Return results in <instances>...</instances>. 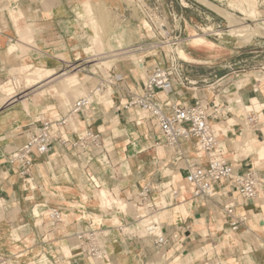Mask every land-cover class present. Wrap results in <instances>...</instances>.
<instances>
[{"label":"crops","instance_id":"1","mask_svg":"<svg viewBox=\"0 0 264 264\" xmlns=\"http://www.w3.org/2000/svg\"><path fill=\"white\" fill-rule=\"evenodd\" d=\"M164 1L146 0L152 6ZM176 1L189 7L181 11L185 28L192 27L193 20L207 18L205 11L210 9L197 0ZM210 1L219 6L222 0ZM234 4L245 12L252 10L249 0H234ZM257 9L261 18L262 10ZM143 23L149 26L125 0H0V255L7 256V264H264V78L237 71L231 76L227 66L218 62L199 66L192 51L191 62L183 60L184 82L159 91L158 98L203 104L210 124L219 132L224 159L237 173L256 171L258 194L244 199L222 181L214 185L213 196L204 199L192 197L186 185L179 186L181 201L156 211L159 220L164 219L158 222L167 241L162 247L150 235L147 240L130 239L109 224L108 217L116 215L120 224L135 230L136 212L127 210L122 215L103 210L97 195L103 186L118 200L133 201L148 184L153 189L150 203L160 205L155 188L160 189L172 172L177 171L183 181L188 165L206 164L205 158H196L195 138L181 140L178 148L158 143L155 120L135 108H124L129 91L141 92L146 74L162 57L142 65L117 61L109 72L110 84L94 94L90 91L100 83V76L93 80L73 76L84 89L81 94L61 89L58 73L67 62L92 52L100 36L114 46L122 38L118 51L132 50L134 43L149 36ZM123 29L129 31L122 36ZM29 65L52 74L28 91L22 88L19 97L16 91L7 95L3 86L15 84V71ZM72 78L64 81L66 87ZM53 86L58 95L50 93ZM85 95H91V104L61 132L71 142L90 129L99 134L97 147L83 152L56 141L47 154L34 152L29 177L7 163V155L25 143L27 128L64 114L69 100L68 107ZM247 116L255 121L248 123ZM68 157L75 164H69ZM229 205L233 216L242 219L234 230L224 210ZM52 208L63 215L54 226L47 215ZM94 215L105 234L100 238L105 256L99 260L80 254L74 237L91 222L96 226Z\"/></svg>","mask_w":264,"mask_h":264},{"label":"built area","instance_id":"2","mask_svg":"<svg viewBox=\"0 0 264 264\" xmlns=\"http://www.w3.org/2000/svg\"><path fill=\"white\" fill-rule=\"evenodd\" d=\"M142 1L137 0L144 8V12H141L152 31V40L136 43L132 48L136 52L151 51L153 55L159 54L162 60L158 61L146 74L141 92L129 91L130 96L124 104V108H135L144 112L148 119L155 120L158 128L156 136L158 143L163 142L168 146L178 148L181 140L196 139L198 145L196 158H205L206 164L195 163L185 168L186 174L183 181L192 197L211 198L214 194V185L224 181L244 199H254L258 194L257 185L259 182L256 171L250 168L244 173H237L233 165L224 159V151L218 144L219 132L210 124L206 107L199 102L188 105L159 100L157 95L159 91H169L175 82H184L183 67L177 55V49L186 39L177 35L175 29L171 28L165 19L158 16L156 5L152 9ZM83 59L81 60H86ZM77 68L84 69L85 67L81 63L73 64L72 69ZM110 70L107 71V77H104L98 70L93 73L94 76H100L101 81L90 91L91 94L103 90L105 84H110ZM90 96L75 100L64 114L51 120H39V126L31 125L27 128L25 143L10 153L7 163L10 166H15L21 176L29 177L34 152L40 155L47 154L56 141L63 145L70 144L80 151H89L97 147L99 134L90 129L85 130L81 136H77V139L71 142L61 132V129L72 118H75L78 113L91 104ZM253 121H255V117L247 116L248 123ZM178 153L179 156L182 155L180 151ZM164 183L168 184L164 185ZM164 183L160 189L155 188L159 195L160 205L150 203V194L153 190L150 185L146 184L140 188L133 200L134 208L136 207V220H141L144 216H153L157 210L171 205L172 201H181L179 198L181 195L172 180L169 179ZM165 191L170 193V203L162 200ZM224 210L232 219L231 228L236 229L242 219L233 216V205L225 206ZM120 213L124 214L123 211ZM47 215L51 226L63 221L62 211L58 208H52ZM95 225L93 226V222H91L87 229L76 232L74 237L80 246V254L93 260H99L105 256V248L100 241L101 236H105V234L102 233V223ZM123 226L125 225L120 224L117 227L121 231ZM144 229L148 235L154 237L156 246L162 247L166 244L164 234L158 232L157 221L145 225ZM7 260V256L0 255V264H7Z\"/></svg>","mask_w":264,"mask_h":264},{"label":"rangeland","instance_id":"3","mask_svg":"<svg viewBox=\"0 0 264 264\" xmlns=\"http://www.w3.org/2000/svg\"><path fill=\"white\" fill-rule=\"evenodd\" d=\"M125 1L127 2L128 6L130 7V10L133 9L134 11H137L142 16V19L143 18L145 19L144 14H142L144 12L143 11L144 8L142 7L141 3H138L137 0H133V1L132 0H125ZM228 1L229 0L219 1L221 3V5H219V6L221 8H223L224 10H226V11H228L234 15L237 14L238 16H240L242 18H245L246 15L252 16V18L256 16L257 12H256V9L254 7V4H255V1H257V0H249L251 3L252 10L250 12H246V13H244L240 8H238L234 4V0L229 3V6H228ZM258 1H259L258 2V8H260L262 10L261 17L264 18V0H258ZM142 2L145 3L146 0H143ZM145 5L148 6L149 8L153 9V6L150 5L148 2H146ZM157 7L158 8H157L156 12H157L158 16L161 19H165L166 23L171 28L175 29V33L177 35L181 36L183 39H186L185 42L180 46V48H181L180 52L184 51L187 55L191 56L190 51H192V53L197 58L196 60H199V62H201V63H199V66L200 65L204 66L203 65L204 62H218V63H221V65L227 66L226 67L227 73L231 74L234 71H237V72L245 74V75L250 74L256 78H261V77L264 78V37L261 36L260 34L250 31L249 34L244 35V36H232L227 31L228 30L227 26H230L228 21L225 18H222L221 16H219L218 14H216L210 10H209L210 12L207 10L205 11L207 18L193 20V22H192L193 26L185 28V24H184V20H183V16L181 14V11L182 10H188L185 8H189V7L180 3V1L178 3L176 0H168V2L166 0V1H164L163 5H161V6L157 5ZM141 11H143V12H141ZM175 11H179L180 14L175 12ZM87 13L89 15H90V13H92L90 8L89 9L87 8ZM229 18L230 17H228V19ZM93 25L94 24H92V26ZM143 26L147 30V32L149 33V36L147 35V37H146L147 40H143V41L152 40V31L150 29V26L146 27L144 25V23H143ZM236 27H238V26H236ZM95 30L98 31L97 26H96ZM128 31L129 30H127V29H123L122 33H121L122 36L125 33H127ZM193 31L200 34V35H204V38L207 39L210 44H207L205 46H200V47H191L189 44L191 42L190 34L193 33ZM147 32H146V34H147ZM213 33H216V34L213 35ZM99 40H100V44L93 45V48H92L93 51L92 52L89 51V52L83 53L84 57L82 56V59L85 58L86 59L85 61H83L84 59L83 60L78 59V60H74L72 62H67L66 66L58 73L59 75H62L59 79H57V80H59L58 81L59 84L63 83V85L62 84L60 85L61 89H65L67 91L72 90L73 92H76L77 90H79L80 93H78V94H81V93H83V91L80 89V86L76 85V86L66 87L64 84V81L66 79L68 80V79H70L76 75L82 77L85 80H93L94 77H96V76H94V75L91 76V75L93 73H96L97 70L100 73H102L104 75V77H107V74H108L107 71L109 69H111L117 61H121V60H131L132 63H136L138 61V64L141 65V62L143 64V62L146 60H148V61H152L153 59L158 60L161 57L159 54L153 55V53L151 51H145V52H138L137 51L136 52V51H134L133 48H132V50H129L126 52H122L121 50L118 51V49L121 47L120 43L123 42L122 38H119L116 40L117 45H115V46H114V44H111V42H109V43L106 42V44H105L104 40L101 36L99 37ZM143 41H140V42H143ZM136 43H139V42H136ZM136 43H134V44H136ZM203 48H205V49L203 50ZM75 63H76V65H78V63H81L85 67L83 69V71H81V72L78 71L79 68L72 69L73 64H75ZM181 64H183L185 66V63H183V60H181ZM202 68L203 67H201V69ZM15 72H16V76H15L16 78L14 81H18L20 86L22 85V87L20 89L15 90L16 91L15 96L17 95L16 97H19L20 95L23 94L21 92L22 88H23V90L25 89V91H28L29 86H32L33 84L39 82L40 80L45 78L47 75L52 74V71H45L43 68H30V65L19 68ZM90 73H92V74H90ZM84 75H86V76H84ZM231 76H232V74H231ZM13 85H15V84H11V82H9L8 84H5L3 86V90H4V92H6L7 95H12L13 93H15V91L12 87ZM70 85H72V84H70ZM72 87H74V89ZM19 92H21V93H19ZM26 93H28V92H26ZM50 93L54 94V95H58L56 87L53 86L52 91L50 90ZM77 96H82V95H76L75 97H77ZM39 98H40V96H37V100H39ZM70 102H72V101L69 100L68 103H66L63 107L65 109H67ZM230 122H233V121H230ZM14 150H12V151H14ZM83 152H85V151H83ZM10 153L7 155V157L10 155ZM7 157L5 159L6 161H7ZM66 159H67V162H69V164L74 163L69 159V157ZM171 174H172L171 180H172L173 184L175 185V187L176 188L178 187L177 189L181 195L182 194L181 189H180L181 187L179 188V186H185V183L182 181V178L179 177L180 175L178 174L177 171H174ZM177 177L180 178V180H181L180 182H178ZM28 182H30V181H28ZM167 184L168 183H165L164 185H167ZM101 189H103V188H101ZM184 189H186V188L184 187ZM98 193H99V190L97 191V194ZM184 195L185 194H183V196ZM108 198H109V202L107 204H104L102 199H100V200H101L102 205H104L103 210H106L109 212H111L113 209L121 212L119 209L125 208L124 206H126V207L132 206V204L134 203L132 200H123L126 203L127 202L132 203V204H128V203L126 204L122 200L119 201L117 199V197H115L116 203H113L111 201L112 200L111 195H108ZM170 198H171L170 193L165 191L163 194L162 200L164 199L166 203H170L171 202L169 200ZM165 202L163 201V204H165ZM117 204H119V206H121V208H119L117 206ZM134 209H136V207ZM125 214L126 213H124L122 215H125ZM155 215L157 216V214L154 213L153 216H155ZM95 216L96 215H94V217ZM112 217L115 218L117 216L112 215V216L108 217V219H110V221L108 220L109 224L110 225H116V226L120 225V221L118 220V222H115V221L111 220ZM142 219L141 220H135L134 223L137 224V225L133 226L135 228V230L129 229V227L127 228V226H130V225L126 224V226H123L121 233H123L124 235L127 236V238H130V239L143 238L144 240H146V237L148 238V236H149L145 233V229H144V226L146 225L147 222H146V220H142ZM94 220H95L94 222L96 224L98 223L97 221H99V219L97 220L96 218H94ZM160 220L162 221L164 219L160 218ZM15 237H18V235L15 234Z\"/></svg>","mask_w":264,"mask_h":264},{"label":"bare ground","instance_id":"4","mask_svg":"<svg viewBox=\"0 0 264 264\" xmlns=\"http://www.w3.org/2000/svg\"><path fill=\"white\" fill-rule=\"evenodd\" d=\"M257 2V3H256ZM258 0L257 1H255V4H254V7H255V9H256V16L255 17H253L252 18V16H247L246 15V17L244 18L246 21H241L240 19H238V18H234L233 16H230V14H228V13H226V12H224V11H222L221 9H219V8H216V10H218L220 13H222L223 14V16H224V18L228 21V23H229V25L230 26H227V31L229 32V34L230 35H232V36H244V35H247V34H249L250 33V31L251 32H254V33H258V34H260L261 36H263L264 37V18H257V15L258 14H260L261 13V11H259L257 8H258ZM242 11L244 12V13H246L245 12V10L244 9H242ZM237 15V14H236ZM228 17H230L229 19H228ZM244 25V26H243ZM236 26H238V27H236ZM214 34H216V33H213V35ZM190 40H191V42L189 43L190 44V46L191 47H200V46H205V45H207V44H210L209 42H208V40L207 39H205L204 38V35H200V34H198V33H196V32H194L193 31V33H191L190 34ZM183 44V43H182ZM182 44H180V46L182 45ZM180 46H178V49H177V55H178V57L180 58V59H182V60H185V61H187V62H191V60H192V58H190L189 57V55H187L184 51H182V52H180V50H181V48H180ZM180 55V56H179ZM78 71H83V69H78ZM90 74H92V73H90ZM91 76H93V74L91 75ZM95 78V77H94ZM70 84H72V85H70ZM76 85H78V86H81L80 85V82L78 81V79L77 78H72L71 79V81H69L68 83H67V87L68 86H76ZM13 87V89H14V91L16 90V89H18V88H20L21 86H20V84H19V82L18 81H15V85H13L12 86ZM73 89H74V87H72ZM84 90V89H83ZM82 90V91H83ZM85 96H89V95H85ZM91 100V99H90ZM69 163V162H68ZM172 178V176L170 177V179ZM178 181H180V178L178 179ZM165 184V183H164ZM103 189H99V193L97 194L98 195V197L100 198V199H102L103 200V203L104 204H107L108 202H109V198H108V195H111V192L110 191H108L107 189H106V187H102ZM111 198H112V202L113 203H116L115 201V197H113V196H111ZM122 200V199H121ZM119 201H120V199H119ZM123 201V200H122ZM124 203H126L125 201H123ZM127 203H130V204H132L131 202H127ZM126 203V204H127ZM117 206L119 207V208H121V206H119V204H117ZM119 210H121V211H123L124 213L127 211V210H135L134 209V205L132 204V207H125V208H121V209H119ZM96 219L98 218V217H95ZM63 220V219H62ZM111 220H113V221H115V222H118V217H115V218H113L112 217V219ZM142 220H146V225H148V224H150V223H152V222H154V221H157V223H158V221H159V216H149V217H147V216H144L143 217V219ZM109 221H110V219H109ZM112 221V222H113ZM114 222V223H115ZM116 224V223H115ZM159 229H160V227H159ZM158 229V232H160L161 233V231ZM145 233L147 234V232L145 231ZM148 235V234H147ZM149 237V236H148ZM146 240H147V237H146Z\"/></svg>","mask_w":264,"mask_h":264},{"label":"water","instance_id":"5","mask_svg":"<svg viewBox=\"0 0 264 264\" xmlns=\"http://www.w3.org/2000/svg\"><path fill=\"white\" fill-rule=\"evenodd\" d=\"M198 2H200L201 4L205 5L207 8H209L210 10H212L213 12H215L216 14H218L219 16H221L222 18H224L223 14L220 13L218 10H216L215 8H220L222 11L230 14L231 16H233L234 18H238L240 19L241 21H246L244 18L238 16V15H234L226 10H224L223 8H221L220 6H218L217 4L213 3L212 1L210 0H197ZM204 2L208 3L210 6L206 5ZM213 7V8H212Z\"/></svg>","mask_w":264,"mask_h":264}]
</instances>
